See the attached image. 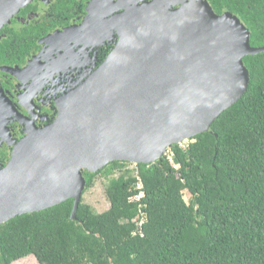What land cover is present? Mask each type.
<instances>
[{"label": "water", "instance_id": "obj_1", "mask_svg": "<svg viewBox=\"0 0 264 264\" xmlns=\"http://www.w3.org/2000/svg\"><path fill=\"white\" fill-rule=\"evenodd\" d=\"M120 3L108 61L62 99L52 125L28 129L0 172V225L68 200L75 220L84 171L154 163L209 133L247 91L243 59L264 47L250 46L236 16L215 14L206 0Z\"/></svg>", "mask_w": 264, "mask_h": 264}, {"label": "trees", "instance_id": "obj_2", "mask_svg": "<svg viewBox=\"0 0 264 264\" xmlns=\"http://www.w3.org/2000/svg\"><path fill=\"white\" fill-rule=\"evenodd\" d=\"M250 28L264 47V0H207ZM249 86L209 133L158 161H115L83 172L106 179L109 209L73 200L0 225V264H264V53L247 56ZM133 166V169H128ZM185 194L189 200H185Z\"/></svg>", "mask_w": 264, "mask_h": 264}, {"label": "flooded vegetation", "instance_id": "obj_3", "mask_svg": "<svg viewBox=\"0 0 264 264\" xmlns=\"http://www.w3.org/2000/svg\"><path fill=\"white\" fill-rule=\"evenodd\" d=\"M120 5V0H0V172L28 129L52 125L62 99L108 61L120 40L115 20L124 11Z\"/></svg>", "mask_w": 264, "mask_h": 264}, {"label": "rangeland", "instance_id": "obj_4", "mask_svg": "<svg viewBox=\"0 0 264 264\" xmlns=\"http://www.w3.org/2000/svg\"><path fill=\"white\" fill-rule=\"evenodd\" d=\"M188 142V141H187ZM187 142L181 143V145H186ZM133 166H128V169H133ZM106 179L103 177H97L94 181L93 187L84 192L82 196L83 202L90 206L96 213H103L109 209V202L105 196ZM185 200L188 201L189 197L185 194ZM13 264H40L36 257L30 256L21 259Z\"/></svg>", "mask_w": 264, "mask_h": 264}]
</instances>
